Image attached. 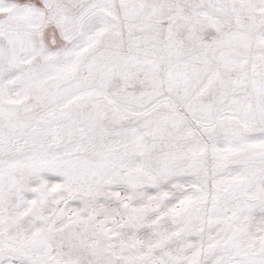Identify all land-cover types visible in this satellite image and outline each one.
<instances>
[{"label": "snow or ice", "instance_id": "snow-or-ice-1", "mask_svg": "<svg viewBox=\"0 0 264 264\" xmlns=\"http://www.w3.org/2000/svg\"><path fill=\"white\" fill-rule=\"evenodd\" d=\"M0 264H264V0H0Z\"/></svg>", "mask_w": 264, "mask_h": 264}]
</instances>
